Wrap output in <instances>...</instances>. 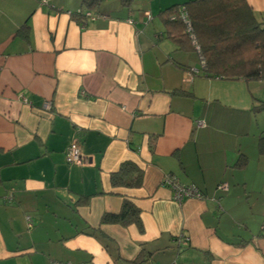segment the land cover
<instances>
[{"label": "crops", "instance_id": "0c3cea01", "mask_svg": "<svg viewBox=\"0 0 264 264\" xmlns=\"http://www.w3.org/2000/svg\"><path fill=\"white\" fill-rule=\"evenodd\" d=\"M84 1L0 0V264H264V79L209 76L168 36L189 0ZM123 161L140 186L110 184ZM124 198L141 231L101 223Z\"/></svg>", "mask_w": 264, "mask_h": 264}, {"label": "trees", "instance_id": "16d2710c", "mask_svg": "<svg viewBox=\"0 0 264 264\" xmlns=\"http://www.w3.org/2000/svg\"><path fill=\"white\" fill-rule=\"evenodd\" d=\"M98 1L84 2L91 7ZM180 10L185 12L189 26L180 17ZM71 15L84 17L76 11ZM160 15L173 31L168 36L182 49L197 51L209 76L264 79V23L253 19L245 0H189L160 11ZM24 28L27 30L26 25ZM255 108L264 109V102ZM259 148L264 152V137L259 140ZM246 160L241 155L238 166H243ZM142 178L143 172L135 163L123 161L109 180L112 186L137 187ZM100 221L123 226L135 224L140 231L143 229L139 209L125 198L117 212H104Z\"/></svg>", "mask_w": 264, "mask_h": 264}, {"label": "built area", "instance_id": "2783aa9c", "mask_svg": "<svg viewBox=\"0 0 264 264\" xmlns=\"http://www.w3.org/2000/svg\"><path fill=\"white\" fill-rule=\"evenodd\" d=\"M77 13H82L84 18H93L94 15L90 11H82V9H77ZM180 17L186 22V24L189 26V22L186 19V14L183 10H180ZM190 31V30H189ZM191 37L193 38V35L191 34ZM202 65L204 64V61L201 60ZM197 126H204L205 123L202 120L196 121ZM65 161L69 164H83L86 162L85 157L83 156L82 149L80 142L78 139L73 138L70 142V144L66 147L65 152ZM162 184L168 185L171 187L173 191V198L177 202H181L184 198L188 197H195V198H203V193L200 192V190L192 185V184H182L177 177H175L172 174H166L162 178ZM221 187L225 188V184L220 185ZM27 225L31 226L32 221L29 216L26 217ZM171 264H178L175 261H173Z\"/></svg>", "mask_w": 264, "mask_h": 264}]
</instances>
